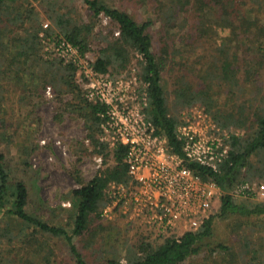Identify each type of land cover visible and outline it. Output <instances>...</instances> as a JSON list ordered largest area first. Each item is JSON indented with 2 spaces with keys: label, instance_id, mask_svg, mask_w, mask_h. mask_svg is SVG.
<instances>
[{
  "label": "trees",
  "instance_id": "16d2710c",
  "mask_svg": "<svg viewBox=\"0 0 264 264\" xmlns=\"http://www.w3.org/2000/svg\"><path fill=\"white\" fill-rule=\"evenodd\" d=\"M82 1L92 13L88 22L64 12L59 0H0V146H10L16 135L6 119L8 90L14 88L24 100L50 89L67 111L84 120L86 141L102 159L96 175L88 183L78 179L79 188L71 191L69 223L54 225L31 213L29 188L14 175L0 150V264H36L34 256H42L44 264H54L53 241L67 246L74 264H89L76 237H97L98 228L104 229L99 220L125 219L122 214L112 220L103 216L110 202L109 186L131 181L125 163L128 146L111 147L109 141L101 140V114L109 107L87 97L76 80L77 63L44 56L46 41L58 37L84 58L102 17L117 27L118 35L105 41L90 64L92 71L122 73L136 59L146 99L144 114L156 134L166 137L172 153L183 158L194 174L216 183L222 192L218 212L198 230L182 236L143 233L144 238L130 245L123 257L105 252L102 264H185L204 251L206 257L199 264H264L258 261L259 252L252 249L248 234L239 251L211 242L217 218L264 217V201L237 200L232 193L237 183L264 184V83H260L264 75V0ZM34 2L46 8L47 26ZM141 13L145 20H140ZM165 74L175 105L186 109L198 104L218 127L230 133L229 156L215 168L186 160L178 132L181 122L171 112ZM65 96L71 98L65 101ZM19 146L20 153L29 151Z\"/></svg>",
  "mask_w": 264,
  "mask_h": 264
},
{
  "label": "rangeland",
  "instance_id": "374dc122",
  "mask_svg": "<svg viewBox=\"0 0 264 264\" xmlns=\"http://www.w3.org/2000/svg\"><path fill=\"white\" fill-rule=\"evenodd\" d=\"M115 1L119 2L120 0ZM59 3L64 12L69 11L71 15L73 14L81 21L88 22L90 20L92 13L88 11L82 0H59ZM34 5L40 12L43 23L47 26L50 21L47 19L46 8L38 2H34ZM141 14V16L139 15L140 20H145L144 13ZM113 35H118L117 27L106 17L99 19L95 35L91 40V51L84 58L80 56L77 63L76 80L86 94L93 86L99 88V86H103L104 82H111L112 87H116L128 104L143 103L144 91L142 83L138 79L139 63L136 59H133L128 69L122 73L95 74L90 67V64L96 60L99 50L106 45L105 41L111 39ZM53 38L45 43V57L54 55V52H51L53 44L60 41L58 37ZM203 47L206 48V44ZM46 59L53 60L54 57ZM260 81L261 84L264 83V75ZM165 88L171 112L180 119V125H183L188 119L206 125L201 117L204 115L199 112L203 110L198 107V104L186 109L175 105L170 93L171 82L166 74ZM106 93L108 92L106 91ZM6 98L8 101L7 124L16 135L10 146L1 145L0 150L6 154L14 175L22 179L29 188L31 213L42 215L51 224L67 225L71 215V191L79 188L77 180L81 178L84 183H88L102 168V163L99 162L100 156L92 151L93 148L86 141L87 133L84 128V120L67 111L60 97L55 96L50 89L46 92L43 91L40 96L31 95L23 100L20 93H16L14 88H10ZM70 98L71 96H65L63 99L66 101ZM21 144L29 147L28 152H21L22 155L19 151ZM242 183H237L232 190L237 200L243 199L234 194ZM219 208L220 200L214 205L212 215L216 214ZM263 218L246 219L237 215L228 219H215L214 237L211 241L213 246L223 244L235 251L243 250L244 235L248 234L253 239L252 249L259 252L258 261H264ZM97 223L104 225V229L98 228L97 237L91 238L89 235H85L75 239L78 248L88 258L89 264H102L103 254L107 251L108 253L117 252L123 257L126 249L130 245L135 246L144 238L143 233L146 235L147 232L138 224L129 222L127 219H116L112 222L99 220ZM94 227H98V225L95 224ZM52 243L56 255L54 264H74L66 245L61 241ZM203 253L199 258L194 257L185 264H199L200 259L206 257L207 252ZM250 254L252 255V252ZM41 255L43 254L41 253ZM23 256L28 257L24 252ZM32 260L36 264H44L42 256H34Z\"/></svg>",
  "mask_w": 264,
  "mask_h": 264
},
{
  "label": "built area",
  "instance_id": "2783aa9c",
  "mask_svg": "<svg viewBox=\"0 0 264 264\" xmlns=\"http://www.w3.org/2000/svg\"><path fill=\"white\" fill-rule=\"evenodd\" d=\"M53 46L54 55L66 62H79L78 51L70 44L60 40ZM93 87L87 97L109 107L101 114V140L109 141L111 147L120 143L128 146L125 163L131 177L128 184L109 186L110 202L103 216L112 220L122 214L153 237L182 236L188 230H198L220 200V188L194 174L183 158L172 153L166 137L156 134L144 114L145 96L143 103L131 105L111 82ZM199 112L206 125L188 119L178 128L183 151L186 160L215 168L229 156L230 133L218 127L208 114ZM234 194L264 201V184L243 183Z\"/></svg>",
  "mask_w": 264,
  "mask_h": 264
}]
</instances>
